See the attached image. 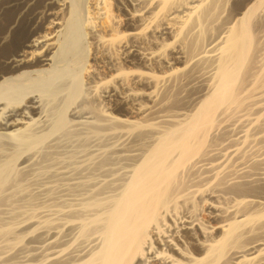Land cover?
Instances as JSON below:
<instances>
[{
    "label": "bare ground",
    "instance_id": "obj_1",
    "mask_svg": "<svg viewBox=\"0 0 264 264\" xmlns=\"http://www.w3.org/2000/svg\"><path fill=\"white\" fill-rule=\"evenodd\" d=\"M114 2L0 0V264H264V0Z\"/></svg>",
    "mask_w": 264,
    "mask_h": 264
},
{
    "label": "rangeland",
    "instance_id": "obj_2",
    "mask_svg": "<svg viewBox=\"0 0 264 264\" xmlns=\"http://www.w3.org/2000/svg\"><path fill=\"white\" fill-rule=\"evenodd\" d=\"M107 1H108V3H110V4H109L110 6L112 5L111 7L108 6V8H107V11L109 10V11H108V14H110V16H112L113 20L115 19V22H116L117 25H118L119 23H120V24L123 23V21L125 20L124 17H125V15H126V14H125L126 12H125L124 10L120 9L119 7H117V6L115 5L114 0H107ZM231 3H232V1L229 2V3H228L229 5L227 4V6H226L227 8L224 9L226 12L223 10L225 14L222 13V17H226L227 14H229L230 9H232V7H230V6H232ZM110 8H111V9H110ZM227 11H228V12H227ZM112 14H113V15H112ZM115 15H116V16H115ZM93 17H95L94 20H96V21H102V19H101V18L99 17V15L96 14V13L93 14ZM116 17H117V18H116ZM99 18H100V19H99ZM104 20H107V18H104ZM119 21H120V22H119ZM119 27H120V29H122V28H121V25H120ZM122 27H123V26H122ZM116 28L118 29V26H117ZM125 28H126V27H123V29H125ZM125 30H126V31H129V32L131 31L130 28H126ZM168 39H169V40H168ZM168 39L165 38V40H166L167 42H168V41L172 42V38L168 37ZM166 41H163V42H166ZM148 47H149V45H148ZM150 47H152V45H150ZM98 49H100V47H99ZM98 49H97V50H96L95 48L91 49L92 51L90 52V58H89V60H90V61H89V62H90V65H95V66H96V63H97V62H98V63L100 62V63L102 64V62H101V60H100V59H102V58H101V56L99 55V52H98L99 50H98ZM96 51H97V53H96ZM94 52H95V53H94ZM95 54H96L97 58L94 57ZM119 56H120V55H119ZM95 58H96V60H95ZM98 60H99V61H98ZM98 98H99V97H98ZM99 100H100V98H99ZM95 102H96V103H94V106H96V104H97V106L99 107V111H101V110H102V107H103V104L100 103V102H98V99H96ZM101 102H102V100H101ZM98 103H99V104H98ZM100 104H101L102 106H101ZM97 106H96V107H97ZM96 109H97V108H96ZM100 109H101V110H100ZM109 112H110V111H109ZM112 112L115 113V114L120 113L119 111H116L115 109H113ZM122 113H123V115H125V116H129V115H130L129 112H126V111H125V112H122ZM26 154H27V155H26ZM35 155H36V154H35ZM27 156H28V153H25V157H27ZM40 157H41V156L38 155L37 157L34 156L33 158L39 161ZM1 158H2V157H1ZM1 158H0V159H1ZM42 159H43V158L41 157V162L44 161V159H43V160H42ZM41 162L39 161V163H41ZM43 163L45 164V161H44ZM54 163H55V162H54ZM54 163L51 162V164H53L52 166H54ZM51 164H50V165H51ZM39 166H40V164L35 165V166H34V169H35V168H38ZM55 166H56V165H55ZM34 169H33V170H34ZM29 172H30V171H29ZM25 173H26V172H25ZM27 173H28V172H27ZM27 173L24 174V176H22V179H23V177L25 178V176H26V178H27L28 176H31L30 173H28V174H27ZM43 198H44V197H43ZM205 207H206V206H205ZM202 217H203L205 220H209V216H208L207 213H205V212L202 213ZM28 239H29V240H28ZM31 239H33V238H32V237H31V238H30V237H29V238H26V239H25L26 242H25L24 244L26 245L27 242H28V243H27L28 246H30L31 244H32V246L37 245V244H42V243H39V242H41V241H39L38 239H35V238H34V239H35L34 242L31 243V241H33V240H31ZM30 240H31V241H30ZM29 241H30L31 244L29 243ZM35 241H36V242H35ZM37 242H38V243H37ZM17 252H19V251H17ZM21 254L23 255L22 252H21ZM40 257H43V258H40ZM38 258H39V259H38ZM36 259H37L38 261H37ZM42 259L45 260L44 255H43V256H41V255L38 256L37 258H35V259L33 260V262H36V263H37V262H39V261L42 260Z\"/></svg>",
    "mask_w": 264,
    "mask_h": 264
}]
</instances>
